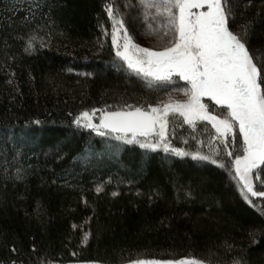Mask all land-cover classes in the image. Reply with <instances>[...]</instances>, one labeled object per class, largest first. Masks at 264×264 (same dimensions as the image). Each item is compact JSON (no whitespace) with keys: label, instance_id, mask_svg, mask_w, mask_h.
Listing matches in <instances>:
<instances>
[{"label":"trees","instance_id":"trees-1","mask_svg":"<svg viewBox=\"0 0 264 264\" xmlns=\"http://www.w3.org/2000/svg\"><path fill=\"white\" fill-rule=\"evenodd\" d=\"M107 2L0 0V264H131L188 255L206 264H264V197L248 203L216 164L73 123L92 108L161 106L186 84L174 77L148 87L115 58ZM230 3L231 30L251 23L248 46L264 56V0ZM133 22L131 30L138 29L140 21ZM204 101L217 114L218 106ZM168 119L172 146L209 152L215 130L208 122L193 129L178 114Z\"/></svg>","mask_w":264,"mask_h":264},{"label":"snow or ice","instance_id":"snow-or-ice-1","mask_svg":"<svg viewBox=\"0 0 264 264\" xmlns=\"http://www.w3.org/2000/svg\"><path fill=\"white\" fill-rule=\"evenodd\" d=\"M141 2L145 16L154 10V18L163 20V31L154 33L157 44L145 47L137 43L127 26L128 21L120 15L116 0H109L104 11L112 21L110 36L115 58L136 77L147 81L148 87H152L154 82L158 87H165L178 77L186 82L182 90L187 99L183 102L170 99L155 107L149 104L147 110L143 107L133 109L132 105H127L128 110L92 108L74 116L73 123L78 129L91 130L101 137L115 134L116 140L138 143L143 149L155 151L162 148L165 153L177 157L191 156L193 160L216 164L230 180L235 181L242 198L254 203L252 197H264V56L248 46L251 23L241 25L239 31L231 30L235 14L230 0ZM101 32L109 35L102 26ZM97 44L101 48L104 46L99 38ZM31 47L29 44L25 51ZM123 65H116L117 71ZM205 97L218 106L215 109L217 114H213L209 104L203 102ZM97 113L98 123L95 122ZM170 113L178 114L183 123L193 129L198 121L211 125L215 134L209 136L208 153L199 149L189 152L172 146L168 133ZM199 143L204 145V141ZM254 178L259 181L258 187L254 186ZM16 179L22 177L18 174ZM96 191L102 189L98 186ZM37 211L39 215V208ZM249 235L254 243L259 242L255 240L254 233ZM87 239L88 234L85 233L83 240ZM225 247L231 251L233 245L225 242ZM12 251L17 250L13 248ZM131 264L206 262L188 255L168 259L136 258ZM232 264H242V258L234 259Z\"/></svg>","mask_w":264,"mask_h":264},{"label":"rangeland","instance_id":"rangeland-1","mask_svg":"<svg viewBox=\"0 0 264 264\" xmlns=\"http://www.w3.org/2000/svg\"><path fill=\"white\" fill-rule=\"evenodd\" d=\"M118 2L121 3L122 7L120 6L119 12L120 15L128 21L127 26L130 28V32L136 37V42L141 44V46L145 47H151L153 45L157 44V37L154 34L157 30L162 32L163 31V20L160 17H155L154 18V10L148 11L147 16H145V9L143 7V4L141 0H118ZM117 2V3H118ZM125 8L124 12L121 13V9ZM141 18L143 20L141 21ZM131 19V21H130ZM134 19L137 21H140V27L138 29L131 30L132 24L135 22ZM132 24H129V23ZM186 86V84H185ZM173 101H185L187 97L184 96L183 90L181 91H174L167 98H165L160 104L158 105H163V103L168 102L169 100ZM205 103V101L203 100ZM199 122V121H198ZM197 122V123H198ZM150 140L152 139L151 137L149 138ZM80 264V263H76Z\"/></svg>","mask_w":264,"mask_h":264},{"label":"water","instance_id":"water-1","mask_svg":"<svg viewBox=\"0 0 264 264\" xmlns=\"http://www.w3.org/2000/svg\"><path fill=\"white\" fill-rule=\"evenodd\" d=\"M117 110H128V109H117ZM106 111H113V110H106Z\"/></svg>","mask_w":264,"mask_h":264}]
</instances>
